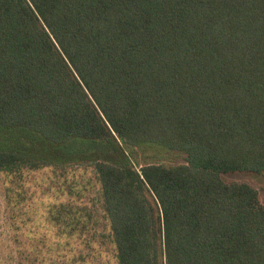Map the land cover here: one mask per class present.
I'll return each mask as SVG.
<instances>
[{"label": "trees", "instance_id": "obj_1", "mask_svg": "<svg viewBox=\"0 0 264 264\" xmlns=\"http://www.w3.org/2000/svg\"><path fill=\"white\" fill-rule=\"evenodd\" d=\"M79 165L118 264H264V0H0V172Z\"/></svg>", "mask_w": 264, "mask_h": 264}, {"label": "rangeland", "instance_id": "obj_2", "mask_svg": "<svg viewBox=\"0 0 264 264\" xmlns=\"http://www.w3.org/2000/svg\"><path fill=\"white\" fill-rule=\"evenodd\" d=\"M223 179L248 183L264 202V174ZM100 190L89 165L0 172V264H118Z\"/></svg>", "mask_w": 264, "mask_h": 264}]
</instances>
